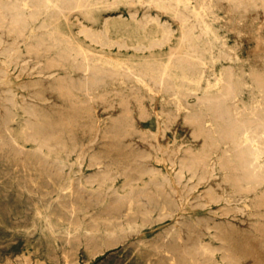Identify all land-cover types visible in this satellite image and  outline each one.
Wrapping results in <instances>:
<instances>
[{
  "label": "rangeland",
  "instance_id": "rangeland-1",
  "mask_svg": "<svg viewBox=\"0 0 264 264\" xmlns=\"http://www.w3.org/2000/svg\"><path fill=\"white\" fill-rule=\"evenodd\" d=\"M0 16V264H264V0H0ZM243 125L262 177L237 187Z\"/></svg>",
  "mask_w": 264,
  "mask_h": 264
},
{
  "label": "bare ground",
  "instance_id": "bare-ground-1",
  "mask_svg": "<svg viewBox=\"0 0 264 264\" xmlns=\"http://www.w3.org/2000/svg\"><path fill=\"white\" fill-rule=\"evenodd\" d=\"M144 3V2H143ZM145 4V3H144ZM202 4H203V2H202ZM204 6V5H203ZM183 9H185V8H183ZM60 12V11H59ZM1 18H2V16H0ZM263 17V16H262ZM11 22V21H10ZM262 22V21H261ZM14 24V23H13ZM21 27V26H20ZM22 28V27H21ZM170 28V27H169ZM10 30V32H17L18 33V31H20V28L19 27H17V26H15V25H11V27L9 28ZM3 31V30H2ZM1 31V32H2ZM24 31V30H23ZM22 35V34H21ZM16 40V39H15ZM69 40H71V39H69ZM54 41V40H53ZM41 43H43V42H41ZM80 43V42H79ZM19 44V43H18ZM17 44V45H18ZM80 45V44H79ZM261 45V44H260ZM12 46V45H11ZM38 47V46H37ZM140 47V46H139ZM39 48V47H38ZM125 48V47H124ZM224 48V47H223ZM15 49V48H14ZM82 50V49H81ZM127 50V49H126ZM253 51V50H252ZM27 52V51H26ZM49 52V51H48ZM84 52V51H83ZM28 53V52H27ZM90 53V52H89ZM43 54V53H42ZM41 54V55H42ZM88 54V53H87ZM91 54V53H90ZM92 54H94V53H92ZM93 56V55H92ZM85 58H84V60H83V62H82V72L84 73V81H86V80H88V74H89V71L93 68V66L91 65V62L88 60V58L86 57V55L84 56ZM40 58H41V56H40ZM51 58V57H50ZM106 58V57H105ZM58 59V58H57ZM47 60V59H46ZM35 61V60H34ZM63 61V60H62ZM65 61V60H64ZM48 62V61H47ZM67 61H65V63H66ZM47 64V63H46ZM42 66H44V65H42ZM53 66V65H52ZM62 66V65H61ZM124 66V65H123ZM123 66H121V67H123ZM46 67V66H45ZM44 67V68H45ZM49 67V66H48ZM58 67V66H57ZM51 68V67H50ZM125 68V67H124ZM127 68V67H126ZM61 69H62V67H61ZM120 69V68H119ZM48 70V69H47ZM62 70H64V69H62ZM125 70V69H124ZM166 70H167V66L163 69V71H162V73H161V77H159V80H163V75H165L166 74ZM101 71H102V69H101ZM155 71V70H154ZM153 71V72H154ZM158 71H160V70H158ZM127 72V71H126ZM117 73V72H116ZM130 73V72H129ZM131 74V73H130ZM132 75V74H131ZM57 76V75H56ZM64 76V75H63ZM62 76V77H63ZM64 77H66V75L64 76ZM59 78H61V77H59ZM67 78L68 79H71V78H69L68 76H67ZM135 78V77H134ZM139 79H140V77H138ZM55 79V78H54ZM62 79V78H61ZM124 79H125V77H124ZM42 80V79H41ZM55 80H57V79H55ZM60 80V79H59ZM44 81H46V80H44ZM53 81V80H52ZM66 81V80H65ZM69 81V80H68ZM90 81V80H89ZM140 81H142V80H140ZM144 81V80H143ZM63 82V81H62ZM70 82V81H69ZM72 83H74L73 81H71ZM78 82V81H77ZM87 82V81H86ZM46 84H47V82H46ZM45 84V85H46ZM57 84V83H56ZM59 84V83H58ZM157 84V83H156ZM73 85V84H72ZM70 83H66L65 84V82L64 83H62V84H59L58 85V87H57V90L59 89L60 91H69L70 90V88H71V86H72ZM78 85H79V83H78ZM158 85V84H157ZM161 85V84H160ZM47 86V85H46ZM53 86V85H52ZM74 86H76V85H74ZM89 86H90V84H89ZM96 86V85H95ZM56 87V86H55ZM164 87V86H163ZM75 88H77V87H75ZM90 88V87H89ZM126 88V87H125ZM133 88V87H132ZM139 88V87H138ZM149 88V87H148ZM148 88H146V89H148ZM152 88V87H151ZM92 89V88H91ZM53 90V89H52ZM86 90V89H85ZM148 90H150V89H148ZM160 90V89H159ZM74 91H77V90H74ZM78 91H80V89L78 90ZM78 91H77V93H78ZM83 91V90H82ZM87 91V90H86ZM89 91H90V89H89ZM89 91H87V94H88V92ZM119 91V90H118ZM53 92H55V91H53ZM52 92V93H53ZM114 92V91H113ZM113 92H111V93H113ZM58 93H60L59 91H58ZM80 93V92H79ZM90 93H91V91H90ZM117 93V92H116ZM172 93V92H171ZM47 94V96H48V92L46 93ZM63 94V93H62ZM72 94V93H71ZM70 94V95H71ZM82 95H83V93H81ZM80 94V95H81ZM115 94V93H114ZM153 93L151 92V95H152ZM65 95H66V92H65ZM64 95V96H65ZM89 95V94H88ZM106 95V94H105ZM109 95V94H108ZM125 95V94H124ZM171 95V94H170ZM179 95V94H178ZM55 96V95H54ZM63 96V97H64ZM84 96V95H83ZM113 96H115V95H113ZM154 96V95H153ZM52 97H53V95H52ZM60 97V96H59ZM71 97V96H70ZM73 97H74V95H73ZM86 97H87V95H86ZM93 97H96V96H93ZM100 98H101V95L99 96ZM103 97V96H102ZM127 97V96H126ZM180 97V96H179ZM75 98V97H74ZM73 98V99H74ZM89 98V97H88ZM97 98V97H96ZM120 98H121V96H120ZM173 98H175V97H173ZM49 99V98H48ZM65 99V98H64ZM72 99V97L70 98V100ZM89 99H91V98H89ZM93 99V98H92ZM104 99V98H103ZM106 99V98H105ZM104 99V100H105ZM126 99H128V98H126ZM144 99V98H143ZM154 99V98H153ZM169 99V98H168ZM1 100V99H0ZM58 100V99H57ZM75 100H76V98H75ZM95 100V99H94ZM119 100V99H118ZM179 100H180V98H179ZM184 100V99H183ZM196 100V99H195ZM66 101H67V98H66ZM109 101V100H108ZM125 101H127V100H125ZM136 101V100H135ZM157 101V100H156ZM176 101V100H175ZM1 102V101H0ZM62 102V101H61ZM75 102V101H74ZM92 102H94V101H92ZM99 102V101H98ZM120 102H122V100L120 101ZM186 102V101H185ZM66 103V102H65ZM77 103H78V101H77ZM79 103H81V102H79ZM91 103V102H90ZM100 103V102H99ZM105 103V102H104ZM107 103V102H106ZM166 103V102H165ZM67 104H69V103H67ZM82 104V103H81ZM81 104H80V106H81ZM98 104V103H97ZM96 104V105H97ZM117 104V103H116ZM115 104V105H116ZM118 104H119V101H118ZM139 104H140V101H139ZM139 104L137 105V106H139ZM144 104V103H143ZM164 104V103H163ZM53 105V104H52ZM84 105V104H83ZM89 105V104H88ZM101 106L100 107H102V104H100ZM107 105V104H106ZM113 105V104H112ZM74 106H75V104H74ZM78 106V105H77ZM77 106H75V107H77ZM84 106H86V105H84ZM83 106V107H84ZM89 106H91V105H89ZM98 106V105H97ZM109 106V105H108ZM118 106V105H117ZM127 106H128V104H127ZM121 107V106H120ZM125 107V106H124ZM133 107V106H132ZM140 107H142V105L140 106ZM244 107V106H243ZM70 109L71 108H73V107H69ZM81 108V107H80ZM85 108V107H84ZM83 108V112H85L84 109ZM87 108V107H86ZM103 108V107H102ZM112 108H114V107H112ZM62 109V108H61ZM88 109V108H87ZM91 109V108H90ZM104 109V108H103ZM109 109V108H108ZM108 109H104V111H106V110H108ZM122 109V108H121ZM126 109V108H125ZM127 109H128V107H127ZM135 109V108H134ZM154 109V108H153ZM94 110V109H93ZM143 110V109H142ZM87 111V110H86ZM103 111V110H102ZM124 111H126V110H124ZM128 111V110H127ZM138 111H140V110H138ZM77 112V111H76ZM79 112H80V110H79ZM82 112V111H81ZM109 112V111H108ZM121 112H122V110H121ZM133 112V111H132ZM144 112H145V110H144ZM154 112H155V110H154ZM56 113V112H55ZM88 113V112H87ZM128 113H130V112H128ZM146 113V112H145ZM82 114V113H81ZM80 114V115H81ZM84 114V113H83ZM88 114H91V113H88ZM87 114V115H88ZM116 114V113H115ZM155 114V113H154ZM74 115V114H73ZM73 115H71V118H72V116ZM76 115V114H75ZM86 115V116H87ZM92 115H94V114H92ZM102 115V114H101ZM118 115V114H117ZM141 115V114H140ZM148 115V114H147ZM146 115V116H147ZM157 115V114H156ZM68 116V115H67ZM91 116V115H90ZM89 116V117H90ZM95 116H96V114H95ZM121 116V115H120ZM126 116H127V113H126ZM175 116V115H174ZM236 116V115H235ZM254 116V115H253ZM77 118H78V116H76ZM76 117H75V119H76ZM82 117V116H81ZM130 117H131V115H130ZM158 117V116H157ZM166 117V116H165ZM167 117H168V114H167ZM171 117V116H170ZM255 117V116H254ZM97 118V117H96ZM109 118V117H108ZM112 118V117H111ZM119 118V117H118ZM127 118V117H126ZM141 118V117H140ZM143 118H144V116H143ZM147 118V117H146ZM82 119V118H81ZM90 119V118H89ZM94 119V118H93ZM110 119V118H109ZM113 119H114V117H113ZM121 119H123V118H121ZM55 120H57V119H55ZM96 120V119H95ZM183 120V119H182ZM181 120V121H182ZM74 121V120H73ZM86 121V120H85ZM87 121H88V118H87ZM90 121V120H89ZM109 121V120H108ZM112 121V120H111ZM114 121L116 122V120L114 119ZM124 121V120H123ZM129 122H130V120H128ZM172 121H174L173 119H172ZM171 121V122H172ZM185 121V120H184ZM190 121V120H189ZM192 121H194V120H192ZM71 122V121H70ZM81 122H82V120H81ZM90 122H92V120L90 121ZM114 122V123H115ZM120 122H122V121H120ZM133 121H131L130 123H132ZM137 122V121H136ZM188 122V121H187ZM222 122V121H221ZM76 123V122H75ZM74 123V124H75ZM80 123V122H79ZM88 123V122H87ZM93 123H95V121L93 122ZM98 123V122H97ZM119 123V122H118ZM125 123V121L123 122V124ZM127 123V122H126ZM191 122H189V124H190ZM73 124V123H72ZM116 124V123H115ZM122 124V125H123ZM128 124V123H127ZM184 124V123H183ZM239 124V123H238ZM3 125V124H2ZM69 125V124H68ZM81 125V124H80ZM97 125V124H96ZM100 125V124H99ZM120 125V124H119ZM132 125V124H131ZM133 125H134V123H133ZM167 125V124H166ZM173 125V124H172ZM191 125V124H190ZM66 126V125H65ZM79 126V125H78ZM78 126H76V127H78ZM90 126H92V124H90ZM108 126V125H107ZM192 126V125H191ZM190 126V127H191ZM56 127V126H55ZM80 127V126H79ZM85 127V126H84ZM94 127V126H93ZM99 127V126H98ZM119 127V126H118ZM243 127H244V136H243V138H242V140H240V139H238L237 138V136H236V133H235V131H234V129L233 128H230L229 130H228V135L231 137V139H232V142H233V148H235V149H239V147L242 145V144H249L252 148H253V150H254V152L253 153H251V155L249 154V155H247V154H245V152L243 151V150H240V154L237 156V160H238V164L236 165V166H230L229 165V163H227V164H225V168L226 169H230V173L228 174V179L231 181V183H233V185H235V186H237V187H241L242 186V182L243 181H246V180H249V181H257V179H259V178H261L262 177V174H260L259 173V171H257L256 170V162L258 161V159H259V154H261L260 152L258 153V151L256 150V147H255V143L251 140V138H250V136H249V134H248V126H246V125H243ZM61 128V127H60ZM68 128H70V127H68ZM108 128H110V127H108ZM112 128H113V126H112ZM116 128V127H115ZM123 128V127H122ZM125 128V127H124ZM132 128L133 127H131L130 129L132 130ZM198 129H199V126L197 127ZM71 129H72V127H71ZM81 129V128H80ZM80 129H77V130H80ZM87 129V128H86ZM91 129V128H90ZM89 129V130H90ZM103 129H105V128H103ZM129 128H128V130H130ZM74 130V129H73ZM82 130H83V128H82ZM99 129H96V131H98ZM113 130V129H112ZM121 130V129H120ZM158 130H159V127H158ZM164 130V129H163ZM162 130V131H163ZM166 130H167V128H166ZM196 130V129H195ZM202 130V129H201ZM103 131V130H102ZM109 131V130H108ZM107 131V132H108ZM111 131V130H110ZM133 131V130H132ZM160 131V130H159ZM70 132V131H69ZM82 132V131H81ZM114 132V131H113ZM112 132V133H113ZM125 132V131H124ZM123 132V133H124ZM143 132V131H142ZM171 132V131H170ZM207 132H208V130H207ZM7 133V132H6ZM77 133H79V132H77ZM89 133V132H88ZM98 133V132H97ZM104 133V132H103ZM119 133H122V132H119ZM133 133H135V131L133 132ZM139 133V132H138ZM159 133V132H158ZM198 133V132H197ZM199 133H201V132H199ZM198 133V134H199ZM82 134V133H81ZM85 134V133H84ZM131 133L129 132V135H130ZM139 134H141V133H139ZM194 134V133H193ZM71 135V134H70ZM85 135H87V133L85 134ZM94 135H96V133L94 134ZM100 135V134H99ZM126 135V134H125ZM128 135V134H127ZM136 135H137V130H136ZM136 135H133V136H136ZM159 135V134H158ZM204 135H206V134H204ZM203 135V137H205ZM263 135V134H262ZM72 136V135H71ZM81 136V135H80ZM102 135H100V137H101ZM110 136V135H109ZM123 136V135H122ZM131 136V138H133L132 137V135H130ZM129 136V137H130ZM137 136H139L140 137V135H137ZM141 136H143L142 134H141ZM146 136V135H145ZM190 136H191V134H190ZM193 136H195V135H193ZM76 137V136H75ZM84 137V136H83ZM88 137H90V135L88 136ZM87 137V138H88ZM96 137V136H95ZM94 137V138H95ZM103 138H104V136H102ZM105 137H106V135H105ZM108 137V136H107ZM128 137V136H127ZM126 137V138H127ZM47 138H48V136L45 134V133H43V140L44 141H46L47 140ZM79 138H81V137H79ZM111 138V137H110ZM115 138H117V137H115ZM121 140H122V138L121 137H119ZM125 138V139H126ZM141 138V137H140ZM82 139H84V138H82ZM91 139V138H90ZM125 139H123V141H125ZM130 139V138H129ZM157 139V138H156ZM102 140V139H101ZM104 140V139H103ZM102 140V141H103ZM105 140H107V139H105ZM104 140V141H105ZM113 140V139H112ZM116 140V139H115ZM140 140H142V138L140 139ZM213 140V139H212ZM91 141V140H90ZM90 141H89V143H90ZM130 141V140H129ZM132 141V140H131ZM149 141V140H148ZM86 142V141H85ZM93 142H94V139H93ZM107 142V141H106ZM109 142V141H108ZM117 142V141H116ZM130 143V142H129ZM137 143H138V141H137ZM158 143V142H157ZM80 144V143H79ZM98 144V143H97ZM135 144H136V142H135ZM85 145V144H84ZM109 145V144H108ZM126 145V144H125ZM131 145V144H130ZM141 145V144H140ZM146 145V144H145ZM17 146V145H16ZM19 146V145H18ZM88 146V145H87ZM115 146H116V144H115ZM159 146V145H158ZM89 147V146H88ZM113 147V146H112ZM119 147V146H118ZM80 148V147H79ZM97 148V147H96ZM136 148V147H135ZM139 148V147H138ZM18 149H19V147H18ZM88 149V148H87ZM110 149V148H109ZM115 149H116V147H115ZM129 149V148H128ZM148 149V148H147ZM215 149H217L216 147H215ZM113 150V149H112ZM118 150H120V149H118ZM117 150V151H118ZM19 151V150H18ZM88 151V150H87ZM136 151V150H135ZM140 151V150H139ZM216 151V150H215ZM79 152V151H78ZM119 152V151H118ZM127 152V151H126ZM133 152V151H132ZM66 153H68V152H66ZM101 153V152H100ZM103 153V152H102ZM105 153V152H104ZM122 153H124V152H122ZM130 153V152H129ZM134 153V152H133ZM4 154V153H3ZM113 154V153H112ZM111 154V155H112ZM117 154V153H116ZM115 154V155H116ZM118 154H121V153H118ZM134 154H136V153H134ZM141 154V153H140ZM228 154V153H227ZM122 155V154H121ZM222 155V154H221ZM1 156V155H0ZM20 156H22V155H20ZM25 156V155H24ZM106 156V155H105ZM107 156H109V154L107 155ZM113 156V155H112ZM122 156H124V155H122ZM205 156V155H204ZM261 156V155H260ZM10 157V156H9ZM117 157V156H116ZM175 157V156H174ZM2 159V158H1ZM187 159V158H186ZM7 160V159H6ZM10 160V159H9ZM13 160V159H12ZM11 160V161H12ZM21 160V159H20ZM23 160V159H22ZM125 160H127V159H125ZM157 160H159V159H157ZM203 160H205V159H203ZM88 161V160H87ZM138 161V160H137ZM146 161V160H145ZM160 161V160H159ZM206 161H207V159H206ZM5 162V161H4ZM12 162H14V161H12ZM104 162V161H103ZM106 162V161H105ZM128 162V161H127ZM225 162V161H224ZM10 163V162H9ZM199 163H200V161H198V159H196V160H189V164H190V166H193V167H197V166H199ZM3 163H1V165H2ZM11 164V163H10ZM14 164V163H13ZM119 164V163H118ZM123 164H125V163H123ZM23 165H24V161H23ZM37 165V164H36ZM134 165V164H133ZM3 166V165H2ZM5 166V165H4ZM12 166V165H11ZM10 166V167H11ZM125 166H126V164H125ZM21 167V166H20ZM29 167V166H28ZM131 167V166H130ZM138 167V166H137ZM151 167V166H150ZM2 168V167H1ZM18 168V167H17ZM38 168V167H37ZM8 169H9V167H8ZM115 169V168H114ZM129 169H131V168H129ZM2 170V169H1ZM0 170V171H1ZM5 170V169H4ZM12 170V169H11ZM19 170H20V168H19ZM128 170V169H127ZM259 170V169H258ZM21 172H22V170H20ZM28 171V170H27ZM140 171V170H139ZM4 172V171H3ZM9 172H12V171H9ZM8 172V173H9ZM41 172H42V170H41ZM213 172V171H212ZM1 173V172H0ZM6 173V172H5ZM7 173V174H8ZM13 173V172H12ZM6 174V175H7ZM23 174V173H22ZM26 173H24V175H25ZM108 174V173H107ZM2 175V174H1ZM15 175V174H14ZM123 175V174H122ZM4 176V175H3ZM18 176H19V174H18ZM42 176V175H41ZM108 176V175H107ZM127 176V175H126ZM4 177H6V176H4ZM23 177V176H22ZM39 177V176H38ZM38 177H37V179H38ZM0 178H1V176H0ZM15 178V177H14ZM41 178V177H40ZM42 178H43V176H42ZM42 178H41V180H42ZM48 178V177H47ZM8 179V178H7ZM30 179V178H29ZM26 180V179H25ZM44 180V179H43ZM42 180V181H43ZM4 181H6V180H4ZM9 181V180H8ZM30 181V180H29ZM60 181V180H59ZM27 182H28V180H27ZM46 182V181H45ZM136 182V181H135ZM5 183H7V182H5ZM26 183V182H25ZM29 183V182H28ZM33 183V182H32ZM37 183H39V182H37ZM59 183V182H58ZM23 184V183H22ZM29 184H31V183H29ZM43 184V183H42ZM51 184H54V183H51ZM50 184V185H51ZM57 184V183H56ZM17 185V184H16ZM15 185V186H16ZM32 185V184H31ZM37 185H40V184H36V188H37ZM46 185V184H45ZM58 185V184H57ZM79 185H80V183H79ZM9 186V185H8ZM12 186V185H11ZM43 187H44V184L42 185ZM55 186V185H54ZM219 186H221V185H219ZM7 187V186H6ZM28 187V186H27ZM33 187V186H32ZM40 187V186H39ZM122 188H123V186H121ZM125 187V186H124ZM4 188V187H3ZM10 188V187H9ZM13 188V187H12ZM23 188V187H22ZM41 188V187H40ZM6 189V188H5ZM31 189V188H30ZM56 189V188H55ZM120 189V188H119ZM124 189V188H123ZM4 190V189H3ZM9 190V189H8ZM52 190V189H51ZM247 190V189H246ZM16 191V190H15ZM26 191V190H25ZM159 191V190H158ZM145 192V191H144ZM147 192V191H146ZM8 193V192H7ZM10 193V192H9ZM45 193V192H44ZM14 194H15V192H14ZM75 194V193H74ZM71 195V194H70ZM24 196V195H23ZM76 196V195H75ZM212 196H215V192L214 193H212ZM31 197H35V196H32L31 195ZM30 197V198H31ZM76 197H78V196H76ZM127 197H129V196H127ZM133 197V196H132ZM138 197V196H137ZM13 198V197H12ZM18 198V197H17ZM16 198V199H17ZM36 198V197H35ZM15 199V198H14ZM15 199V200H16ZM23 199H25V198H23ZM26 199H27V197H26ZM49 199V198H48ZM56 199V198H55ZM54 199V200H55ZM72 199V198H71ZM183 199V198H182ZM4 200V199H3ZM18 200V199H17ZM32 200V199H31ZM33 200H34V198H33ZM39 200V199H38ZM43 200V199H42ZM136 200V199H135ZM13 201V200H12ZM11 201V202H12ZM36 201V200H35ZM51 201V200H50ZM86 201V200H85ZM129 201H131V199L129 200ZM30 202V201H29ZM40 202V201H39ZM69 202H71V201H69ZM77 202V201H76ZM132 202V201H131ZM7 203V202H6ZM18 203H19V201H18ZM32 203H33V201H32ZM21 204V203H20ZM26 204V203H25ZM23 205V204H22ZM30 205V204H29ZM42 205V204H41ZM49 204H47V206H48ZM74 205V204H73ZM25 206V205H24ZM129 206V205H128ZM8 207V206H7ZM11 207V206H10ZM13 207V206H12ZM15 207V206H14ZM18 207V206H17ZM34 207H35V205H34ZM33 206H32V208H34ZM42 207V206H41ZM49 207V206H48ZM47 207V208H48ZM136 207V206H135ZM1 208V207H0ZM6 208V207H5ZM21 208V207H20ZM26 207H24V209H25ZM31 208V207H30ZM140 208V207H139ZM260 208V207H259ZM16 209V208H15ZM14 209V210H15ZM43 209V208H42ZM133 209H134V206H133ZM19 210H21V209H19ZM47 210V209H46ZM141 210V209H140ZM144 210V209H143ZM22 211V210H21ZM33 211V210H32ZM37 211V210H36ZM44 211V210H43ZM64 211V210H63ZM100 211V210H99ZM128 211V210H127ZM126 211V212H127ZM134 211H135V209H134ZM138 211V210H137ZM145 211V210H144ZM11 212V211H10ZM17 212V211H16ZM31 212V211H30ZM50 212H54V210H52V211H50ZM98 212V211H97ZM22 213V212H21ZM33 213V212H32ZM58 213H59V211H58ZM73 213V212H72ZM2 214V213H1ZM25 214V213H24ZM41 214V213H40ZM40 214H39V216H40ZM30 215V214H29ZM62 215V214H61ZM65 215V214H64ZM71 216V215H70ZM12 217V216H11ZM30 217V216H29ZM69 217V216H68ZM3 218V217H2ZM26 218H27V216H26ZM59 217H57V219H58ZM62 218V217H61ZM64 218H65V216H64ZM9 219H10V217H9ZM16 219V218H15ZM28 219V218H27ZM60 219V218H59ZM74 219V218H73ZM21 220H23V219H21ZM34 220V219H33ZM37 220V219H36ZM35 220V221H36ZM45 220V219H44ZM61 220V219H60ZM130 220V219H129ZM175 220V219H174ZM11 221H13V220H11ZM18 221V220H17ZM24 221H25V219H24ZM31 221V220H30ZM132 221V220H131ZM146 221V220H145ZM5 222V221H4ZM33 223V222H32ZM10 224V223H9ZM70 224V223H69ZM13 225V224H12ZM33 225V224H32ZM48 225V224H47ZM73 225V224H72ZM1 226V225H0ZM15 226V225H14ZM262 226H264L263 224H262ZM47 227H49V226H47ZM174 227V226H173ZM187 227H189V226H187ZM15 228H17V227H15ZM34 229V228H33ZM172 229V228H171ZM174 229V228H173ZM11 231V230H10ZM37 231V230H36ZM47 231H48V229H47ZM50 231V230H49ZM69 231V230H68ZM171 231V230H170ZM260 231H262V230H260ZM3 232V231H2ZM1 232V233H2ZM34 232V231H33ZM7 233V232H6ZM11 233V232H10ZM12 233H16V232H13L12 231ZM179 233H180V231H179ZM3 234V233H2ZM20 234V233H19ZM159 234H161V233H159ZM166 234V233H165ZM23 236V235H22ZM26 236V235H25ZM37 236V235H36ZM19 237V236H18ZM31 237V236H30ZM30 237H29V239H30ZM38 237V236H37ZM167 237V236H166ZM17 238V237H16ZM20 238V237H19ZM24 238V237H23ZM162 238H163V236H162ZM244 238V237H243ZM28 239V238H27ZM39 239V238H38ZM155 239V238H154ZM161 239V238H160ZM252 239V238H251ZM5 240V239H4ZM12 240V239H11ZM20 240V239H19ZM66 240H68V239H66ZM156 240V239H155ZM179 240V239H178ZM177 240V241H178ZM247 240V239H246ZM9 241V240H8ZM38 241V240H37ZM71 241V240H70ZM69 241V242H70ZM138 241V240H137ZM152 241V240H151ZM161 241V240H160ZM150 242V241H149ZM246 242V241H245ZM254 242V241H253ZM7 243V242H6ZM15 243V242H14ZM153 243V242H152ZM179 243H180V240H179ZM249 243V242H248ZM247 243V244H248ZM250 243H252V242H250ZM9 244V243H8ZM7 244V245H8ZM13 244V243H12ZM65 244V243H64ZM63 244V245H64ZM70 244V243H69ZM76 244V243H75ZM78 244H80V243H78ZM22 245V244H21ZM72 245H74V244H72ZM81 245V244H80ZM162 245V247H163V243L161 244ZM23 246V245H22ZM71 245H69V247H70ZM78 246V245H77ZM248 246V245H247ZM258 246V245H257ZM8 247V246H7ZM61 247V246H60ZM134 247H136V246H133V248ZM255 248H256V246H254ZM253 247V249H255ZM13 248H14V246H13ZM46 248H47V246H46ZM67 248V247H66ZM72 248V247H71ZM124 248V247H123ZM127 248V247H126ZM153 248V247H152ZM158 248V247H157ZM96 249V248H95ZM125 249V248H124ZM131 249H132V247H131ZM166 249V251H167V248H165ZM183 249V248H182ZM257 249H258V247H257ZM7 250V249H6ZM63 250V249H62ZM126 250V249H125ZM145 249H143V251H144ZM153 250V249H152ZM181 250V249H180ZM179 250V251H180ZM184 250V249H183ZM200 250V249H199ZM247 250H249V249H247ZM262 250V249H261ZM264 250V249H263ZM1 251V250H0ZM11 251V250H10ZM72 251V250H71ZM132 251H133V249H132ZM146 251V250H145ZM154 251V250H153ZM109 252V251H108ZM127 253L129 252L128 250L126 251ZM147 252H149L148 250H147ZM160 252V251H159ZM159 252H158V254H159ZM163 252V251H162ZM178 252V251H177ZM181 252V251H180ZM183 252V251H182ZM239 252V251H238ZM256 252V251H255ZM1 253H3V252H1ZM49 252H47L46 254H48ZM54 253V252H53ZM52 253V254H53ZM61 253V252H60ZM66 253H67V251H66ZM112 253V252H111ZM115 253V252H114ZM124 253H125V251H124ZM126 253V254H127ZM137 253H139V250H138V252ZM143 253V252H142ZM152 253V252H151ZM173 253V252H172ZM257 253V252H256ZM6 254V253H5ZM11 254V253H10ZM42 254V253H41ZM56 254V253H55ZM71 254H73V253H71ZM80 254V253H79ZM97 254V253H96ZM167 254V253H166ZM178 254V256L181 254H179V253H177ZM176 254V255H177ZM184 254V253H183ZM182 254V255H183ZM228 254V253H227ZM9 255V254H8ZM54 255V254H53ZM62 255V254H61ZM64 255V254H63ZM67 255H68V253H67ZM66 255V256H67ZM139 255V254H138ZM141 255H143V254H141ZM148 255H150V254H148ZM172 255V254H171ZM186 255V254H185ZM221 255V254H220ZM260 255H262V254H260ZM11 256V255H10ZM80 256H81V254H80ZM84 257H85V255H83ZM91 256V255H90ZM135 256V255H134ZM146 256V255H145ZM159 256H161V254L159 255ZM170 256V255H169ZM184 256V255H183ZM1 257V256H0ZM8 257V256H7ZM21 257H22V255H21ZM32 257V256H31ZM34 257V256H33ZM69 257V256H68ZM112 257H113V255H112ZM111 257V258H112ZM115 257V256H114ZM113 257V258H114ZM126 257V256H125ZM172 257V256H171ZM247 257V256H246ZM10 258V257H9ZM62 258V257H61ZM64 258H65V256H64ZM93 258V257H92ZM112 258V259H113ZM128 258V257H127ZM140 258H142L143 259V257H140ZM151 258H153V257H151ZM166 258H168V257H165V259ZM2 259H4V258H2ZM18 259V258H17ZM16 259V260H17ZM111 259V260H112ZM137 259V258H136ZM162 259V258H161ZM173 259H174V257H173ZM180 259H181V257H180ZM220 259V258H219ZM19 260V259H18ZM20 260H21V258H20ZM23 260H24V258H23ZM51 260H54V259H51ZM57 260H58V258H57ZM68 260V259H67ZM90 260V259H89ZM116 260V259H115ZM126 260V259H125ZM128 260V259H127ZM171 260V259H170ZM192 260V259H191ZM190 260V261H191ZM7 261H8V259H7ZM12 261V260H11ZM15 261V260H14ZM113 261V260H112ZM136 261V260H135ZM138 261H139V259H138ZM164 261V260H163ZM162 261V262H163ZM166 261V260H165ZM164 261V262H165ZM193 261V260H192ZM191 261V262H192ZM21 262V261H20ZM53 262V261H52ZM86 262H87V260H86ZM85 262V263H86ZM122 262V261H121ZM120 262V263H121ZM126 262V261H125ZM128 262V261H127ZM134 262V261H133ZM137 262V261H136ZM162 262H160L161 264H162ZM168 262H169V260H168ZM177 262V261H176ZM180 262H182V260L180 261ZM7 263V262H6ZM12 263V262H11ZM102 263V262H101ZM108 263V262H107ZM114 263V262H113ZM132 263V262H131ZM130 263V264H131ZM194 263V262H193ZM5 264V263H4ZM8 264V263H7ZM25 264V263H24ZM35 264V263H34ZM99 264V263H98ZM122 264V263H121ZM134 264V263H133ZM165 264V263H164ZM168 264V263H167ZM176 264V263H175ZM180 264V263H179ZM194 264H196V263H194Z\"/></svg>",
  "mask_w": 264,
  "mask_h": 264
}]
</instances>
